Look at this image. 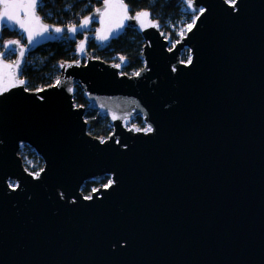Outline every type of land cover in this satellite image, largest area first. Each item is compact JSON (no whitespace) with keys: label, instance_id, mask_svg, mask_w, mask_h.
<instances>
[{"label":"water","instance_id":"95a60500","mask_svg":"<svg viewBox=\"0 0 264 264\" xmlns=\"http://www.w3.org/2000/svg\"><path fill=\"white\" fill-rule=\"evenodd\" d=\"M183 2L194 27L171 48L147 20L108 32L114 25L96 13L104 1L75 33L37 9L50 31L32 44L18 25L0 23V61H20L13 71L25 81L0 94V264H264V0ZM94 25L100 45L127 28L140 33L139 75L122 73L124 57H88L60 63L58 86L27 89L29 54ZM4 30L23 40L5 48L15 39L2 43ZM184 48L191 64L180 61ZM78 89L88 108L74 103ZM88 110L109 119L107 139L88 132ZM136 116L153 131L127 129ZM26 146L43 161L38 176L24 165ZM105 177L112 185L86 199L83 185Z\"/></svg>","mask_w":264,"mask_h":264},{"label":"trees","instance_id":"16d2710c","mask_svg":"<svg viewBox=\"0 0 264 264\" xmlns=\"http://www.w3.org/2000/svg\"><path fill=\"white\" fill-rule=\"evenodd\" d=\"M130 7V12L136 14L142 10H149L153 19L158 21L161 31L167 36L172 37V41H179L180 36L171 26L177 25L183 19L184 23L189 22L192 16L184 12L186 7L183 0H125ZM98 4L94 0H44L38 7L41 17L50 24L58 26L77 24L85 15L93 11ZM52 13L48 16L47 13ZM83 35H79L81 39ZM90 37V36H89ZM9 39L23 40L19 32L4 30L2 43ZM78 40H65L45 44L39 47L35 52L28 55L26 64L23 67L22 78L28 80L27 89L30 91L41 90L56 83L59 77V64L76 61L85 63L88 57L97 58L108 63H117L121 57L128 60V66L122 70L123 74L135 75L144 66L141 58L143 52V37L136 29L127 28L122 35L111 41L109 44L100 45L94 37H90L87 57L79 56L77 50ZM15 56L8 55L7 60L13 61ZM74 103L76 106L88 108V101L84 93L78 89L74 93ZM86 119L90 123L88 132L90 135L100 139H107L112 133V124L106 117H101L96 111L88 110ZM143 118L137 116L132 123L134 128H142ZM24 153L20 155L24 161L26 169L34 174L43 168V161L28 146ZM37 161L35 168L27 164V159ZM109 177H105L100 182L89 181L82 187V193L88 197L93 189L107 185Z\"/></svg>","mask_w":264,"mask_h":264},{"label":"snow or ice","instance_id":"6c2138e0","mask_svg":"<svg viewBox=\"0 0 264 264\" xmlns=\"http://www.w3.org/2000/svg\"><path fill=\"white\" fill-rule=\"evenodd\" d=\"M43 0H0V4L3 5V10L0 11V23L2 24H13L18 25L23 32L27 33V42L28 44H32L36 37L44 36L45 33H49L50 28L47 24L42 23L41 17L37 13V9ZM231 7L236 8L237 0H227ZM189 8H192L193 5L191 2L188 4ZM96 13L102 18V20L106 19L109 24L114 25V27H110L108 32L115 31L118 28L124 27V21L127 19H136L141 28L145 27V21L149 26L159 27L158 24L153 23L150 19V13L148 11L142 10L137 12L134 17L129 16L128 5L124 2V0H104L103 10L96 9ZM92 18L88 17L83 20L80 25V28H86ZM196 19H199L197 16ZM194 23H190L187 25V30L191 31L194 27ZM55 33H62L64 30L60 27H55L52 29ZM68 31L71 33H75L77 28L75 25L69 26ZM182 35V33H181ZM101 40H107L108 35L104 34L99 36ZM19 40L8 41L5 48H9L11 45H19ZM80 52L84 51V44H80L79 48ZM3 53H0L2 56ZM24 56V48H20V57ZM123 59V58H121ZM192 63V57L189 56L187 60V64ZM20 61H17L15 64H6L0 61V94L8 91L10 87L22 86L25 84L24 80H17L16 74L13 71L16 68H19ZM139 75V73H136ZM60 80L57 79L56 84L53 86H58L60 84ZM27 90V89H25ZM42 90V89H41ZM141 129L137 128L136 131H140ZM145 133H151L153 131L152 127H146L143 129ZM103 142V141H102ZM39 175L38 173L36 174ZM112 185V181H109L105 188L110 187ZM97 191V190H93ZM86 199H91V197H86Z\"/></svg>","mask_w":264,"mask_h":264},{"label":"rangeland","instance_id":"374dc122","mask_svg":"<svg viewBox=\"0 0 264 264\" xmlns=\"http://www.w3.org/2000/svg\"><path fill=\"white\" fill-rule=\"evenodd\" d=\"M183 10H184V12H187V8L186 7H184ZM194 20H195V16H192L191 19L189 20V22H187V23H184L185 19H183L177 25L171 26V29L175 30L177 32V34L180 36V39H181V37H183L186 34V32L188 31L187 30V25L190 24V23H193ZM181 33H182V35H181ZM176 42H178V41H175V42L172 41L171 45H170V48L173 47L176 44ZM189 56H191L190 49L189 48H184L183 51L181 52V55H180V61L181 62H187ZM27 164L30 167L35 168L37 166V161L32 160L31 158H28L27 159ZM37 173H39V172H35L33 175L37 176L36 175Z\"/></svg>","mask_w":264,"mask_h":264},{"label":"built area","instance_id":"2783aa9c","mask_svg":"<svg viewBox=\"0 0 264 264\" xmlns=\"http://www.w3.org/2000/svg\"><path fill=\"white\" fill-rule=\"evenodd\" d=\"M103 1L104 0H94V4L96 3V4H98V5H96L97 7L99 6V5H101L102 3H103ZM42 4V3H41ZM40 4V5H41ZM48 14V16H52V13H47ZM9 55H12V54H9ZM137 117V116H136ZM136 117H134L131 121H130V123H128V124H125V127L127 128V129H130V128H132V129H134V131L135 132H144L143 131V129H145L146 127H149V125H147L146 123H145V121H144V118H143V126H142V128H139V129H141L140 131H136V129L137 128H134V127H132V123H133V121L135 120V118ZM24 149H25V147H22L21 148V150H20V152H22V153H24L25 151H24ZM33 150V149H32ZM36 154V153H35ZM40 172V171H39ZM110 181V180H109ZM109 183V182H108ZM103 187H105V186H102V187H98V188H95V190H97V189H99V188H103ZM94 190V189H93ZM94 192V191H93ZM88 197H90V196H88Z\"/></svg>","mask_w":264,"mask_h":264},{"label":"flooded vegetation","instance_id":"af4514ba","mask_svg":"<svg viewBox=\"0 0 264 264\" xmlns=\"http://www.w3.org/2000/svg\"><path fill=\"white\" fill-rule=\"evenodd\" d=\"M95 28H96V25H94V26L92 27V30L89 31L88 33L80 34V35H83L82 38H84L85 35L88 36V38H87V43H86V46H85V53H86L87 55H89V53H88V48H89L88 44H89V40H90V37H89V36L91 35L93 29H95ZM78 36H79V35H78ZM78 36H77V40H78V41L82 40V38L79 39Z\"/></svg>","mask_w":264,"mask_h":264},{"label":"bare ground","instance_id":"6f19581e","mask_svg":"<svg viewBox=\"0 0 264 264\" xmlns=\"http://www.w3.org/2000/svg\"><path fill=\"white\" fill-rule=\"evenodd\" d=\"M14 56V55H13Z\"/></svg>","mask_w":264,"mask_h":264}]
</instances>
